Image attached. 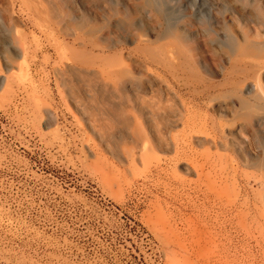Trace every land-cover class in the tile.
Returning a JSON list of instances; mask_svg holds the SVG:
<instances>
[{"label": "rangeland", "instance_id": "rangeland-1", "mask_svg": "<svg viewBox=\"0 0 264 264\" xmlns=\"http://www.w3.org/2000/svg\"><path fill=\"white\" fill-rule=\"evenodd\" d=\"M259 80L264 0H0V264H204L199 221L212 264H264L232 208L264 190Z\"/></svg>", "mask_w": 264, "mask_h": 264}, {"label": "bare ground", "instance_id": "bare-ground-1", "mask_svg": "<svg viewBox=\"0 0 264 264\" xmlns=\"http://www.w3.org/2000/svg\"><path fill=\"white\" fill-rule=\"evenodd\" d=\"M172 28H174L173 26H172ZM234 44H237L236 42L234 43ZM176 48V47H175ZM174 50V49H173ZM175 51V50H174ZM173 51V52H174ZM178 53V54H180V55H182L183 54V52L181 51V50H176L175 51V53ZM170 55V54H169ZM169 55H167L166 53H157V55H155V58H157V57H159L160 56V58H163L162 60H165L166 62H169L170 61V58H169ZM170 56H172V55H170ZM173 57V56H172ZM181 58V57H180ZM172 59V58H171ZM179 59V58H178ZM177 60V59H176ZM178 61V60H177ZM243 61H245V60H243ZM236 62H237V60H236ZM263 73V72H262ZM254 96H256V99L255 100H258V105H253V106H255V108L257 109L256 111L257 112H259L261 109H263L262 108V105L260 104V100H264V84L259 80V82L255 85V93H254ZM262 102V101H261ZM262 113V112H261ZM262 118H263V122H264V113H262V116H261ZM224 128V127H223ZM192 129V128H191ZM243 130V129H242ZM233 131V130H232ZM207 132V131H206ZM205 132V130H204V128H200V129H198V130H196L195 131V133L194 134H190V136L192 137V138H196L197 140H198V142H200L201 144H207V143H209V144H211V143H214L217 147L219 146V141H218V138L216 137V136H210V133H206ZM240 132V131H239ZM145 134V133H144ZM144 134H141L140 136H142V135H144ZM243 134V133H242ZM243 135H245V134H243ZM187 136H189V135H187ZM146 137H148V136H146V134H145V138ZM185 137V136H184ZM190 137V138H191ZM188 138V137H187ZM189 138V139H190ZM222 139V138H221ZM184 140V139H183ZM247 140V139H246ZM248 140H250V138H248ZM151 143V147L153 148V145H152V142H150ZM176 146H177V144H176ZM175 146V147H176ZM179 146V145H178ZM183 147V146H182ZM177 149V148H176ZM188 149V148H187ZM207 149H208V147H207ZM184 150V149H183ZM191 151V150H190ZM185 152V151H184ZM184 154H186V153H184ZM184 154H182V152H181V154L179 153V151L178 152H176V156L173 158V160H174V162H172L173 164V168H174V172H176V173H178L179 172V166H180V164H183V162L184 161H186V163L184 164V168H183V171H186V172H189V173H194V174H196L197 175V177H198V179H197V186H213V187H215V189H214V195H210L209 193H206L205 195L208 197V198H210V199H212V200H214L215 202L218 200V198H220V195H221V188H219V187H217L218 185L216 184V183H210V185L208 184V183H206L204 180H205V168L206 167H213L214 165H213V162H211L210 160H205V162H196L195 160H191V159H189L188 157H186V155H184ZM188 155V154H187ZM209 158V157H208ZM172 160V161H173ZM134 161H136V158H134ZM161 164L162 163H160V167H162L161 166ZM263 165H264V163H263ZM159 170H157L158 171V174L159 173H162V171H164L165 169L164 168H158ZM159 176H161V175H159ZM160 179V178H159ZM176 183V182H175ZM178 183V182H177ZM227 183V182H226ZM261 184H262V186H264V181L261 179ZM164 185L165 186H169L170 184L168 183H165L164 182ZM227 187V186H226ZM238 187V186H237ZM243 187V186H242ZM197 189V188H196ZM255 189V188H254ZM201 190V189H200ZM199 191V190H198ZM200 192V191H199ZM247 192V191H246ZM257 192V191H256ZM213 194V193H212ZM244 194V193H243ZM247 197V196H246ZM251 197V196H250ZM257 198H258V203L255 205V208H256V214L255 213H253L252 215H250V216H253L254 214V217L251 219V221H249L248 219H247V217L249 216V214H247L246 212H247V210L246 211H244V209H245V205L244 204H246L247 205V207H248V210L250 209L251 210V207H250V205L249 204H251V201H252V198H251V200L250 199H248V198H244V201L241 203V201H239V199H241L240 198V191H238V190H236L235 189V198H234V201H233V205H232V208L233 209H235V211H237V213L238 214H240V218H242L241 220H240V224H241V226H242V228L243 229H245L246 231H248V232H251V230H252V232H254L255 233V231H258L259 233H258V235L260 234V237H259V240H263V242H264V238H262L263 236H264V190H261V191H259L258 193H257ZM231 199V198H230ZM228 201H230V200H228ZM255 203V202H254ZM208 205V204H207ZM220 206V205H219ZM253 207V206H252ZM210 209V208H209ZM232 209V210H233ZM253 209H254V207H253ZM253 209L251 210V211H253ZM204 210V209H203ZM225 210V209H224ZM228 210V209H227ZM249 210V211H250ZM255 210V209H254ZM208 211V210H207ZM206 211V212H207ZM231 211V210H230ZM244 211V212H243ZM254 212V211H253ZM216 213V212H215ZM245 213H246V215H245ZM195 214V213H194ZM197 214H198V212H197ZM224 214V213H223ZM232 214V213H231ZM243 214V215H242ZM201 215H203V214H201ZM222 215V214H221ZM236 216V215H235ZM249 216V217H250ZM193 218H194V215L192 216ZM198 217L200 218V215H198ZM206 217V216H205ZM231 217V216H230ZM234 217V216H233ZM198 218V219H199ZM202 218H203V216H202ZM227 218V217H226ZM217 219V218H216ZM238 219V218H237ZM213 220H215V219H213ZM213 220H211V221H213ZM218 220V219H217ZM208 221V220H207ZM220 221V220H219ZM231 221V220H230ZM203 222V221H202ZM234 222V221H233ZM213 224V223H212ZM211 224V225H212ZM214 224H216V223H214ZM213 224V225H214ZM221 224V223H220ZM226 224V223H225ZM209 225V224H208ZM207 225V223H204V224H201L200 223V221H199V223L197 224V223H194V222H191L190 224H189V228L188 227H186V228H188V230L190 231V235L192 236V237H190V238H192V240H193V242H194V244L198 247V248H200V249H202V250H204V252L206 253H201V254H205V256H204V264H212V262L214 261V263H215V261H217V260H215L214 259V256L213 255H211V253L213 254L215 251H217V250H219L220 249V251H221V243H222V241H220L221 243H218L217 242V239H216V232L215 231H213V227L212 226H208ZM218 224H216V226H217ZM187 226V225H186ZM237 226V225H236ZM219 227V226H218ZM224 228V227H223ZM239 228V227H238ZM219 229H221V227L219 228ZM236 229V228H235ZM242 229V230H243ZM216 230H217V228H216ZM224 230V229H223ZM228 231V230H227ZM246 231H244V232H246ZM184 232V231H183ZM218 232V231H217ZM247 232V233H248ZM221 233H222V231H221ZM220 234V233H219ZM218 234V235H219ZM227 234H229V233H227ZM182 235V234H181ZM184 235V234H183ZM189 235V234H188ZM263 235V236H262ZM257 235H255L254 237H256ZM224 237V236H223ZM219 238V237H218ZM257 238V237H256ZM255 238V239H256ZM182 238H179V237H177L175 240L176 241H174V247L175 248H179V245H181V243L182 242H184V241H182L181 240ZM231 240H232V238H231ZM250 240V239H249ZM257 240V239H256ZM182 241V242H181ZM246 241V240H245ZM189 242V241H188ZM190 243V242H189ZM223 243H225V240H224V242ZM262 243V242H261ZM226 244V243H225ZM258 244H260L259 242H258ZM183 245H185L184 243H183ZM183 245H181V246H183ZM191 246H192V244H190ZM195 245H193V246H195ZM239 245V244H238ZM242 245H244V244H242ZM248 245V244H247ZM262 245V244H261ZM187 246H188V244H187ZM186 246V247H187ZM233 246V245H232ZM231 246V247H232ZM264 246V245H263ZM184 247V246H183ZM190 247V246H189ZM196 247V248H197ZM223 247V246H222ZM225 247H227V246H225ZM185 248V247H184ZM224 248V247H223ZM258 248V247H257ZM261 248V247H260ZM263 248V247H262ZM190 249V248H189ZM229 249V248H228ZM227 249V250H228ZM232 249V248H231ZM237 249V248H236ZM245 249V248H244ZM192 250H194V249H192ZM226 250V249H225ZM225 250H224V252H225ZM235 250V249H234ZM250 250V249H249ZM189 251V250H188ZM196 251V250H195ZM242 251V250H241ZM247 251V250H246ZM223 252V251H222ZM221 252V253H222ZM244 252V251H243ZM243 252H242V254H243ZM200 253V252H199ZM219 254V255H221V256H223L222 254ZM247 253V252H246ZM218 254V253H217ZM199 255V254H198ZM254 255V254H253ZM256 255V254H255ZM220 256V257H221ZM226 256V255H225ZM257 257H258V255H256ZM201 257V256H200ZM234 257V256H233ZM232 257V258H233ZM202 258V257H201ZM217 258H219V256L217 257ZM222 258V257H221ZM220 258V259H221ZM226 258V257H225ZM225 258H224V260H225ZM230 258V257H229ZM235 258V257H234ZM233 258V259H234ZM237 258V257H236ZM254 258V257H253ZM227 259V258H226ZM222 260H223V258H222ZM222 260H219L220 261V263H221V261ZM234 260H236V259H234ZM238 260V259H237ZM258 260V259H257ZM202 261H203V259H202ZM234 262V261H233ZM213 263V264H214ZM238 263V262H237ZM217 264V263H216ZM219 264V263H218Z\"/></svg>", "mask_w": 264, "mask_h": 264}]
</instances>
